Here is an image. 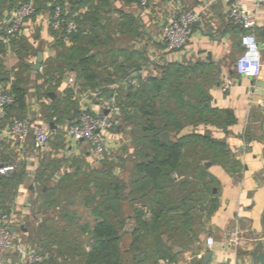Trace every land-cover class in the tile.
<instances>
[{"label": "crops", "instance_id": "0c3cea01", "mask_svg": "<svg viewBox=\"0 0 264 264\" xmlns=\"http://www.w3.org/2000/svg\"><path fill=\"white\" fill-rule=\"evenodd\" d=\"M109 4L110 11L102 12L103 29L96 38V45L90 46V54L97 55L98 73L117 78L116 75L124 74L122 68L136 63L139 66L135 67L131 77L124 80V85L128 82L138 84L141 78L159 75L161 67L169 62L205 63L213 67L212 72L217 76L216 84L208 89L210 105L231 110L236 116V121L228 128L199 125L187 131L185 127L173 136L182 138L193 132L204 134L209 130L207 133L225 146V152L209 150L213 159L203 161L207 172L203 181L208 182L212 189L208 202L214 199L216 204L204 217L206 230L194 249L176 248L179 255L174 264H190L195 259L202 260V264H253L250 253L256 238L263 231L264 217V17H260V26L256 31L262 49L263 67L260 76L254 79L239 75L235 69L244 51L242 32L229 22L227 7L221 0H149L147 7L134 0H109ZM17 5L0 15V38ZM184 8L194 9L202 18L194 25L188 45L179 51H169L162 41L163 26ZM85 11L86 8H81L79 12ZM52 15L51 4L45 2L43 8L37 9L36 15L27 23L21 36L6 44V52L0 55V79H5L0 83V89L10 90L17 76L29 79L25 112L16 107L9 108L7 119L30 117L51 131L49 147L43 153L35 150L32 137L20 141L6 134L5 139L0 141V166L14 165L22 173L19 184L13 176L15 170L2 176L5 184L0 185V206L9 215L8 222L16 234L18 247L36 251L40 250V225L44 215L35 214L34 210L42 193L58 184L64 174L77 171L88 173L101 168L108 155L114 161H120L118 159L133 157L134 152L129 143L130 129L125 131L120 120L116 119L118 128L110 134L105 158L96 161L89 143L75 140L61 122L55 124L47 119L45 106L60 100L68 89L74 91V100L80 110L86 107L97 114L109 111L108 97L101 93L100 88L83 87L72 70L67 71L57 87L47 94L44 95L45 90H38V86L45 81L42 76L49 58L56 57L58 52L60 34L50 26ZM130 24L133 30L124 32V27ZM72 44L71 40L67 46ZM39 52L43 53V63L40 70H35L32 65L39 58ZM22 63L30 65V72L20 70ZM229 80L233 83L226 88ZM110 87L118 90L119 81ZM50 93L55 96L52 97ZM190 145L202 149V144L192 142ZM45 160L55 161L58 169L48 183L42 185L38 173ZM119 163L115 173L128 184L132 167L126 169L128 162ZM128 217L131 219V214ZM236 230L240 232L241 244L234 248L226 243V236ZM210 235L216 241L212 249L206 243ZM208 253L212 257L205 262ZM6 264L26 263L18 250L14 249L8 253Z\"/></svg>", "mask_w": 264, "mask_h": 264}, {"label": "trees", "instance_id": "16d2710c", "mask_svg": "<svg viewBox=\"0 0 264 264\" xmlns=\"http://www.w3.org/2000/svg\"><path fill=\"white\" fill-rule=\"evenodd\" d=\"M48 1L35 0L37 9L43 8ZM58 1L66 11V18L77 22L79 31L71 37L72 46H67L62 35H59L57 56L49 58L42 76L45 81L38 86V90H45L44 95L47 94L57 87L67 71L72 70L83 87L100 88L108 98L115 95L119 112L114 114V118L122 122L125 130L130 129L128 134L134 152L129 160L114 161L109 157L110 161H105L106 157L101 168L88 173L77 171L64 174L58 184L42 193L34 210L35 214L44 215L38 252L55 260L49 262L46 259L37 264H72L69 259L79 255L84 256L83 264L177 262L179 253L169 241L177 235L181 237L180 247L192 241H201L199 235L194 234L195 212H199L201 224L205 225L204 217L216 206L214 199H211L210 209L205 208V202L198 203L202 198L208 200L212 194L208 182L203 181L207 176L203 161L213 159L209 150L225 152V146L222 141L210 136L209 130L204 134L193 132L182 138L173 136L187 126L185 121L193 126L228 128L236 121V116L231 110L210 105L208 89L216 84L217 76L212 72L213 67L205 63L169 62L161 67L159 75L141 78L138 84L128 82L124 85V80L131 77L135 67L139 66L136 63L122 68L124 74L116 75L117 78L102 76L96 70L97 55L90 54V46L96 45V38L103 29L102 12L110 11L109 0ZM81 8L87 11L79 12ZM131 30V24L124 27L126 33ZM5 52L6 44L0 38V55ZM20 67L21 71L30 72L28 63H22ZM2 81L5 79L1 78L0 83ZM117 81L120 87L115 90L110 86ZM28 84L29 79L23 76H17L12 82L9 91L15 95L16 102L10 108L16 107L25 112ZM45 110L48 120L55 124L61 122L66 129L74 125L81 114L72 89L65 90L62 98L45 106ZM117 128L116 124L114 129ZM164 132L169 135L167 141H163ZM192 142L202 144V149L199 152L195 149L187 151L193 148L189 146ZM128 161L132 162V170L126 184L115 174V168L120 165L119 162ZM57 169L55 161L45 160L38 173L39 182L47 184ZM21 174L16 169L13 175L18 184ZM4 180L1 176L0 185ZM63 195L74 199L83 195L82 203L87 207L92 202L96 203L91 208L96 217L93 227L80 226V235L87 233L93 239L88 252L82 253L83 241L78 236L70 239L64 237L72 224V217L68 208L63 207L64 198L59 199ZM126 202L131 210V219L128 217L130 214H124ZM190 204L194 207H190ZM57 212L61 213L58 215ZM113 214L118 218V225L113 220ZM128 220L135 221L134 226L127 225ZM62 221L68 225H62ZM126 234L132 236V240L129 245L123 246L121 242ZM198 249L200 251L201 247ZM202 262L195 259L190 264Z\"/></svg>", "mask_w": 264, "mask_h": 264}, {"label": "built area", "instance_id": "2783aa9c", "mask_svg": "<svg viewBox=\"0 0 264 264\" xmlns=\"http://www.w3.org/2000/svg\"><path fill=\"white\" fill-rule=\"evenodd\" d=\"M143 6H149V0H137ZM227 7L228 20L234 27L242 31V46L244 51L238 58L235 69L241 76L258 78L262 72L263 57L262 49L257 36V29L261 19L264 17V0H221ZM53 8V15L49 21L53 30L62 35L66 43L71 42V37L79 31L77 22L74 19L66 18V11L58 0H49ZM37 6L35 0H21L10 19L4 27V34L1 36L5 44H10L13 38L21 36L27 23L36 15ZM201 14L194 9L184 8L174 15L162 29V41L169 51L184 49L191 38L193 27L200 22ZM73 81L74 79L71 78ZM233 83L229 80L228 88ZM16 97L8 89H0V141L5 139L6 134L20 141L33 138L35 150L45 152L51 141V131L43 124L30 117L13 118L8 120V109L14 105ZM109 113L97 114L86 107H82L78 121L67 128V132L75 140H83L89 143L96 161H102L108 151L110 134L114 130L117 120L114 114L119 112L116 96L108 98ZM16 170L14 165L0 166V177L7 175L10 171ZM9 215L0 206V264H6L7 255L12 250H18L26 264H37L44 262L48 255H43L34 249L18 247L17 237L9 225ZM229 245L237 248L241 244V236L238 230L228 233L226 236ZM209 249L216 245L213 236L206 240ZM161 264H174L168 260Z\"/></svg>", "mask_w": 264, "mask_h": 264}, {"label": "rangeland", "instance_id": "374dc122", "mask_svg": "<svg viewBox=\"0 0 264 264\" xmlns=\"http://www.w3.org/2000/svg\"><path fill=\"white\" fill-rule=\"evenodd\" d=\"M3 1L2 0L0 1L1 2L0 3V15L2 14V12L4 10L12 9L13 6L19 2V0H10V1L9 0H3ZM185 124H187V126H186V130L187 131L192 130V128L195 127L193 125H188L189 123H187L186 121H185ZM124 130H125V128H124ZM125 131H127V129ZM130 138L131 137L129 136V139ZM129 143H130V146L132 147L131 140H130ZM124 146H126V144ZM192 149H195L198 152L200 151V149H198V148H189V150H187V151H192ZM199 154L201 155V153H199ZM204 155H206V154L204 153ZM107 157L109 158L111 156L108 155ZM108 158H106L105 161H108V160L110 161V158L109 159ZM129 159H131V158L128 157V160ZM128 163L129 164H128L126 169H130L131 168L132 162L128 161ZM103 164L101 166H103ZM124 167H126V166H124ZM126 175H127V177H129L128 172L126 173ZM50 185H51V183H50ZM40 192H41V189H40ZM83 195H81V196L79 195L76 199L72 198V196H67V195L59 196V199L64 198V202L63 203H64L65 206H63V207L64 208L65 207L68 208V210L70 212L69 214L72 217V221H71L72 224L69 226L70 228L68 227V229H69L68 233H64V234H66V235H64V237L70 239V238H73L74 236H78L83 241L82 253L83 252H88V251L91 250V246L93 244V239H92L91 235L87 234V233H82V235H80L81 234L80 226L86 225L88 228H91L94 225V221H96V218L93 215L92 210H91V208L96 203L92 202V204L87 207L86 205H84L82 203V196ZM203 202H205V204H206V207H205L206 209H210L211 208V203L208 202V200H206V199L204 200V198H202V199H200L198 201L199 204H203ZM205 204H204V206H205ZM57 213L59 215L61 212L60 213L57 212ZM130 213H131V210L129 209L128 204L126 202V207L124 209V214H130ZM195 214H196V220H195V223H194V228H195V233L194 234L199 235V237L201 238L203 232L206 229H205V225L201 224V221H200V217L201 216L199 215V212H195ZM112 216H113V220H114L115 224L118 225V222H117L118 218L116 217V214H113ZM58 220L61 221L60 219H58ZM134 224H135V221H133V220H128L127 221V225L134 226ZM62 225H68V223L66 221H62ZM165 237H167V235ZM194 238H196V237H194ZM131 240H132V236L126 234L124 236V238H123V241L121 242V245H123V246L124 245H129ZM180 240H181V237L179 235H177L175 238H173V240L169 241V244L172 245L174 248H177V247L182 245ZM183 247L185 249H188V248L194 249L196 247V243L192 241V243H188V244L184 245ZM83 261H84V256H80V255L79 256H75V257H71L69 259V262L72 263V264H83ZM170 262L174 263L172 261H170Z\"/></svg>", "mask_w": 264, "mask_h": 264}, {"label": "water", "instance_id": "95a60500", "mask_svg": "<svg viewBox=\"0 0 264 264\" xmlns=\"http://www.w3.org/2000/svg\"><path fill=\"white\" fill-rule=\"evenodd\" d=\"M38 56H39V58L37 59L36 63L32 65V68L35 70H40L42 67V63H43V53L39 52ZM50 95L52 97L55 96L54 93H50ZM108 113H109V111L107 110L106 114H108ZM52 126H54V125H52ZM262 129L264 132V123L262 124ZM162 137H163V141H167V139H168L167 132H164L162 134ZM189 206L192 207L193 205L190 204ZM262 223H263V231L256 238L255 246L251 250V253H250L251 260H252L253 264H264V217H263ZM211 257H212V254L208 253L206 255L205 262H208L211 259ZM54 260H55L54 257L47 258V261H49V262H53Z\"/></svg>", "mask_w": 264, "mask_h": 264}]
</instances>
